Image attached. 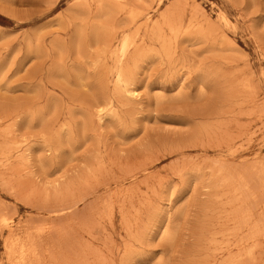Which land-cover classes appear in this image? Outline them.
<instances>
[{
	"label": "rangeland",
	"instance_id": "obj_1",
	"mask_svg": "<svg viewBox=\"0 0 264 264\" xmlns=\"http://www.w3.org/2000/svg\"><path fill=\"white\" fill-rule=\"evenodd\" d=\"M263 239L264 0H0V264H264Z\"/></svg>",
	"mask_w": 264,
	"mask_h": 264
},
{
	"label": "bare ground",
	"instance_id": "obj_2",
	"mask_svg": "<svg viewBox=\"0 0 264 264\" xmlns=\"http://www.w3.org/2000/svg\"><path fill=\"white\" fill-rule=\"evenodd\" d=\"M109 1V0H108ZM100 5V4H99ZM108 7V6H107ZM86 8H88V7H86ZM90 8V7H89ZM122 8V7H121ZM112 12V11H111ZM124 12V11H123ZM110 14V13H109ZM130 14V13H129ZM130 16V15H129ZM129 16H128V18H129ZM131 17V16H130ZM221 20L223 21V23H226V24H228V22H229V20H228V18L225 16V15H221ZM150 21V20H149ZM151 22V21H150ZM145 25V24H144ZM96 26V25H95ZM98 27V26H97ZM105 27V26H104ZM171 27V26H170ZM169 27V28H170ZM174 27V26H173ZM203 27V26H202ZM113 28V27H112ZM210 28V27H209ZM98 29V28H97ZM116 29V28H115ZM109 30V29H108ZM195 31V30H194ZM201 31V30H200ZM101 32V31H100ZM80 33V32H79ZM97 33V32H96ZM199 33H201V32H199ZM203 33V32H202ZM208 33H210V32H208ZM115 34V33H114ZM191 34V33H190ZM196 34V33H195ZM198 34V33H197ZM203 36L204 37H206L204 34H203ZM81 37V36H80ZM129 37V36H128ZM134 37V36H133ZM197 37V36H196ZM110 38V37H109ZM130 38V37H129ZM101 39V38H100ZM115 39V38H114ZM130 39H128L127 37H125V39H124V41H123V45H122V49H121V53H120V66H122V65H124L125 64V62H126V60L129 58V55H130V51H131V49L133 48V44L129 41ZM79 41V40H78ZM98 41V40H97ZM212 42H214V41H212ZM78 44V43H77ZM114 44V43H113ZM216 44V43H215ZM221 44V43H220ZM136 45V44H135ZM141 45V44H140ZM224 45V44H223ZM211 46H213V45H211ZM118 47V46H117ZM234 48V47H233ZM118 49V48H117ZM60 51V50H59ZM105 53L107 54V51H105ZM106 54H105V56H106ZM112 55V54H111ZM108 56V55H107ZM106 56V57H107ZM118 56V55H117ZM112 58H113V56H112ZM117 59V58H116ZM145 61V60H144ZM106 65H107V63H106ZM105 65V66H106ZM97 66H99V65H97ZM109 68V67H108ZM78 77V76H77ZM246 80V79H245ZM247 82V81H246ZM247 83H249V81L247 82ZM126 84V82H125V71H124V69L123 70H119V72L117 73V85L118 86H123V85H125ZM250 84V83H249ZM116 85V86H117ZM246 87V86H245ZM251 87V86H250ZM124 92V91H123ZM119 94V93H118ZM96 114V113H95ZM86 115V114H85ZM112 115H114V114H112ZM111 117V116H110ZM116 118V117H115ZM105 120V119H104ZM100 121V120H99ZM102 124V123H101ZM65 127V126H64ZM66 129V128H65ZM61 131H64L63 129L61 130ZM43 150V149H42ZM224 174V173H223ZM223 176V175H222ZM220 177V176H219ZM223 177H221V179H222ZM224 178H226V177H224ZM227 179V178H226ZM223 181V180H222ZM226 181V180H225ZM223 183V182H222ZM224 183H226V182H224ZM231 184V183H230ZM229 184V185H230ZM228 187V186H227ZM227 197V196H226ZM229 197V196H228ZM82 203V202H81ZM106 205V204H105ZM74 206V205H73ZM76 206V205H75ZM63 207V206H62ZM76 207H78V206H76ZM76 207H73V209L74 208H76ZM72 208V207H71ZM108 208V207H107ZM55 209V208H54ZM108 210V209H107ZM67 211V210H66ZM65 212V211H64ZM53 213V212H52ZM57 213V212H56ZM53 216V215H52ZM5 220V219H4ZM236 222V221H235ZM2 223V222H1ZM2 224H4V223H2ZM236 224V223H235ZM6 225H8V224H6ZM237 229V228H236ZM234 230V229H233ZM30 231V230H29ZM38 231V230H37ZM40 231V230H39ZM235 231H237V230H235ZM234 231V232H235ZM233 232V233H234ZM14 234H16L15 232H13ZM12 233V234H13ZM43 234H45L44 232H42ZM231 233V232H230ZM41 234V233H40ZM42 234V235H43ZM227 234V233H226ZM239 234V233H238ZM41 235V236H42ZM221 235V234H220ZM224 235V234H223ZM233 235V234H232ZM14 236V235H13ZM16 236V235H15ZM28 236V235H27ZM217 236V235H216ZM233 236H235V235H233ZM32 237H34L33 235H32ZM220 237V236H219ZM14 238V237H13ZM30 238V237H29ZM35 238V237H34ZM34 238H31L32 240H35ZM224 238V237H223ZM17 240H19V239H17ZM39 240V239H38ZM264 240V239H263ZM16 241V240H15ZM254 241V240H253ZM34 242V241H33ZM41 242V241H40ZM13 243V242H12ZM37 243H38V241H37ZM219 243V242H218ZM8 244H10V243H8ZM33 244V243H32ZM42 244V243H41ZM244 244V243H243ZM250 244V243H249ZM6 245H7V243H6ZM224 245V244H223ZM11 244L9 245V248H8V250L7 251H9L10 252V254L12 255V256H14L15 257V261H16V263L15 264H26V262H27V264L29 263L27 260L29 259V256L27 255V253L25 252V251H23L22 249V247H21V249L20 250H22V251H17L16 250V247L18 246V244H17V246L15 245H12L11 247ZM29 246H31V245H29ZM41 246H43V245H40L39 247H41ZM219 245H216L215 244V247H218ZM225 246V245H224ZM255 246V245H254ZM254 246H253V248H254ZM220 247V246H219ZM226 247V246H225ZM224 247V248H225ZM258 247V246H257ZM19 248V247H18ZM31 248H32V246H31ZM33 248H34V246H33ZM32 248V249H33ZM227 248V247H226ZM229 248V247H228ZM31 249V250H32ZM36 249V248H35ZM37 250V249H36ZM35 250V251H36ZM247 250H249V249H247ZM35 251H34V253H35ZM6 252V251H5ZM8 252V253H9ZM32 252H33V250H32ZM216 252V251H215ZM246 252V251H245ZM250 252V251H249ZM31 253V252H30ZM29 253V254H30ZM221 253V252H220ZM223 253H225V252H223ZM222 253V254H223ZM246 253H248V252H246ZM252 253H253V251H252ZM9 254V255H10ZM36 254V253H35ZM243 254H244V252H243ZM255 254V253H254ZM8 255V256H9ZM12 256H11V258H12ZM32 256V255H31ZM132 256V255H131ZM239 256H240V254H239ZM238 256V257H239ZM248 256V255H247ZM253 256H255V255H253ZM34 257V256H33ZM35 257H37L36 255H35ZM238 257H236V258H238ZM130 258V257H129ZM232 258V257H231ZM235 258V257H234ZM41 259V258H40ZM243 259V258H242ZM245 259V258H244ZM248 259V258H247ZM253 259H255V257H253ZM231 260H233V258L231 259ZM246 260V259H245ZM257 260V259H256ZM131 261V260H130ZM250 260H248V262H249ZM39 262V261H38ZM226 262V261H225ZM229 262V261H228ZM231 262V261H230ZM234 262V261H233ZM232 262V263H233ZM246 261H244V263H245ZM253 262H254V260H253ZM255 263H256V261H255ZM216 264H217V262H216ZM223 264V263H222ZM224 264H226V263H224ZM230 264V263H229ZM239 264V263H238ZM241 264H243V262L241 263ZM250 264H252L251 262H250Z\"/></svg>",
	"mask_w": 264,
	"mask_h": 264
}]
</instances>
